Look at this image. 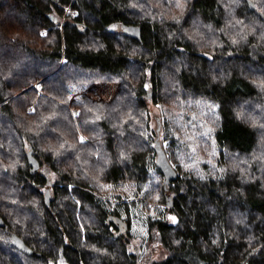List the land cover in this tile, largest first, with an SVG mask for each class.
Here are the masks:
<instances>
[{
  "label": "trees",
  "instance_id": "16d2710c",
  "mask_svg": "<svg viewBox=\"0 0 264 264\" xmlns=\"http://www.w3.org/2000/svg\"><path fill=\"white\" fill-rule=\"evenodd\" d=\"M252 1L0 0V264H264Z\"/></svg>",
  "mask_w": 264,
  "mask_h": 264
},
{
  "label": "rangeland",
  "instance_id": "374dc122",
  "mask_svg": "<svg viewBox=\"0 0 264 264\" xmlns=\"http://www.w3.org/2000/svg\"><path fill=\"white\" fill-rule=\"evenodd\" d=\"M254 3V2H253ZM249 56L251 59H253L254 61H258L259 63H263L264 62V52L263 50H261L259 47H257L255 44L251 43L249 44ZM254 70V69H253ZM151 124L152 126L156 127L158 126V115L160 117L161 114V109H160V105L159 104H154L153 108H151ZM185 135V134H184ZM186 137H190L187 138L188 141H186L183 137L182 134L179 135V138L182 139L179 142H181L183 144H185L186 148L182 149V151H184L185 153V157L187 159L194 157L195 153H199L200 155H203L202 157H199V162L204 161L209 159V143L205 142V137L201 134H196L195 131L191 130L190 132H187V134L185 135ZM162 145L164 147L165 145V141L162 140ZM159 152L162 151V146H158ZM194 159V158H193ZM195 164V163H193ZM165 175H169L170 170L165 167ZM170 178V177H169ZM50 179V178H49ZM158 197V194H154V197H149L150 201H154L153 199H156V197ZM134 245H136L135 243H131V249H134ZM151 253L150 256L153 258H159L160 256L164 255L165 251L163 249V247L161 246V244H159L156 240L152 241L151 244ZM58 264H65V261L62 258H59Z\"/></svg>",
  "mask_w": 264,
  "mask_h": 264
},
{
  "label": "water",
  "instance_id": "95a60500",
  "mask_svg": "<svg viewBox=\"0 0 264 264\" xmlns=\"http://www.w3.org/2000/svg\"><path fill=\"white\" fill-rule=\"evenodd\" d=\"M246 1L248 3L249 7L255 8V4L253 3L252 0H246ZM257 12L261 15L260 11H257ZM134 37L139 38L138 34H135ZM169 177H171L170 174L169 175H165L164 184H166V182L168 181ZM44 197H45L46 204H48V193L47 192L44 194ZM29 252H32V251L29 250Z\"/></svg>",
  "mask_w": 264,
  "mask_h": 264
},
{
  "label": "flooded vegetation",
  "instance_id": "af4514ba",
  "mask_svg": "<svg viewBox=\"0 0 264 264\" xmlns=\"http://www.w3.org/2000/svg\"><path fill=\"white\" fill-rule=\"evenodd\" d=\"M264 54V53H263ZM264 63V62H263Z\"/></svg>",
  "mask_w": 264,
  "mask_h": 264
}]
</instances>
